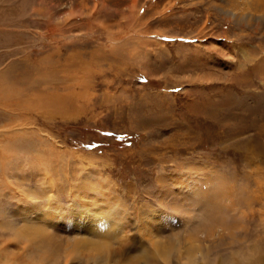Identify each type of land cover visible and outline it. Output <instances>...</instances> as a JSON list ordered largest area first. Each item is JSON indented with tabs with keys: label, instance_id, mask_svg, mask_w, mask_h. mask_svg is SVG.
Here are the masks:
<instances>
[{
	"label": "rangeland",
	"instance_id": "1",
	"mask_svg": "<svg viewBox=\"0 0 264 264\" xmlns=\"http://www.w3.org/2000/svg\"><path fill=\"white\" fill-rule=\"evenodd\" d=\"M0 84V146L21 148L0 166V264H97L75 241L103 213L108 264L162 261L157 233L170 264H227L264 235L233 210L264 197V0H0Z\"/></svg>",
	"mask_w": 264,
	"mask_h": 264
},
{
	"label": "bare ground",
	"instance_id": "2",
	"mask_svg": "<svg viewBox=\"0 0 264 264\" xmlns=\"http://www.w3.org/2000/svg\"><path fill=\"white\" fill-rule=\"evenodd\" d=\"M240 19V18H239ZM236 21L237 22H240L238 19H236ZM13 86H11L10 84L8 85V86H3V84H0V94H2L3 92H5V89L7 90V91H9V90H11V88H12ZM49 93V92H48ZM58 96V95H57ZM62 96L63 95H61V96H59V98L57 99V100H62ZM68 96V95H67ZM41 97V96H40ZM55 97H56V95L53 97V99H55ZM49 98H51L50 96H49ZM13 99V98H12ZM11 98H9V99H6V98H3V97H1L0 96V107H2V106H4V107H7L8 105H14V104H16L17 103V101H14V100H12ZM50 99H48L47 101H49ZM56 100V101H57ZM56 101L54 102V101H52V100H50V103H49V107L50 106H54L55 108L56 107H58V109H61L62 108V104H63V101H61L59 104H56ZM40 103L42 104V103H44V100H43V98H41V100H40ZM43 105H46V106H42V108L43 107H47V104H43ZM49 110H50V108H49ZM1 116H4V115H1L0 114V121L4 124V123H6V122H4V120L6 119V118H4V117H1ZM10 118V117H9ZM11 119V118H10ZM14 121H15V119H14ZM4 125H6V124H4ZM251 148H252V146H251ZM247 149V148H246ZM245 149V150H246ZM19 150H21V148H13V149H11V148H9V147H4V146H0V166H2L3 165V162H4V160H6L8 157H10V156H12V154H14V153H17ZM24 150H27V149H24ZM253 150H251V152H252ZM255 152V151H254ZM255 153H257V151L255 152ZM255 153H253V155L255 154ZM248 155V154H247ZM250 156V155H249ZM255 156V155H254ZM256 157V156H255ZM3 170H1L0 171V176H3ZM210 193V192H209ZM232 194H227V202H228V204H229V201H230V204L229 205H227V203L225 204L226 205V207L228 206V208L227 209H229V210H231L232 208H234L233 206H235V204H236V208H234L233 210H236V209H240V207H244L245 209H243V213L244 214H242L243 215V217H245L247 220H249V221H252L255 217H257V219H258V221H253V223L254 222H256V224L258 225V227L260 228L261 226H260V224H262V222L264 221V209L263 208H261V206H262V204H261V199L262 198H264V197H259V195H262V193L261 194H259V193H256V192H252V193H247V195L246 194H244V195H246V197H245V200H244V203H239L238 202V199H236L237 201H236V203L235 204H233L232 203V201H233V196H235L234 194H235V192L233 193V192H231ZM208 194V193H207ZM211 194V193H210ZM213 194V193H212ZM220 194V193H219ZM221 195V194H220ZM210 197H211V195H209ZM219 196V195H218ZM222 196H225V194H222ZM228 196L230 197V198H228ZM206 197V196H205ZM207 198V197H206ZM232 198V199H231ZM218 199V198H217ZM226 199V198H225ZM205 199L203 198V201H204ZM211 201H213V199H210ZM218 200H220V199H218ZM198 201H201L200 199L198 200ZM210 201V203L209 204H211L212 202ZM214 201H216V200H214ZM205 202V201H204ZM207 202V201H206ZM205 202V203H206ZM217 202V201H216ZM215 202V203H216ZM201 203H202V201H201ZM108 204V203H107ZM197 204H199V203H197ZM255 204H257V205H259V206H257V207H255ZM200 205V204H199ZM202 205V204H201ZM213 205V204H212ZM218 203H216V206L214 205V207H211V206H208V205H205V206H207V207H209L208 208V212H209V214L215 209V211L219 208L218 206ZM205 206H203V207H205ZM81 208H84L83 210H82V212L83 211H86V212H83V214H84V218H83V221H84V225H85V223H87V221L91 218V216L92 215H94L95 213H96V210H99V211H101V209H100V207H98L97 206V208L96 209H94V210H88V209H86V207H82V206H77L76 207V210H81ZM204 209V208H203ZM221 209V208H220ZM224 210V209H223ZM222 210V211H223ZM242 210V209H241ZM215 211H213V213L215 212ZM239 211V210H238ZM110 212V215H113V214H116L114 211H109ZM219 212V211H218ZM248 212V213H247ZM228 213V212H227ZM89 214H91L90 216H89ZM215 214V213H214ZM218 215V214H217ZM99 216H101L100 217V219L102 220V223L101 224H99L100 226H102V228L100 229V231H97V232H95V234L96 235H98V236H95V237H87L86 236V239H77L75 242H80V243H84V245L87 247V248H89V251H90V253L89 254H87V257L89 258V260H91L92 262H96L97 264H108L109 262L108 261H110V256H109V254L111 255L112 253H116V251L115 250H112V251H110L109 253H107L106 255H107V257H106V255H99V254H96V253H94V254H92L91 253V251L92 250H95V249H98V243L99 242H96L97 241V239H99V236H101V237H108V235H110V234H108V235H106L107 234V231H112L113 232V234H114V236H117L118 235V233H119V227H120V225H119V222H121V221H118V222H116V221H114V222H112L111 221V218H109V217H107V215L105 214L104 215V213L102 214V215H99ZM114 216H112V218H113ZM123 219V218H122ZM207 219V218H206ZM210 219H212V218H210ZM219 219H223V218H219ZM213 220V219H212ZM216 221V220H215ZM236 221V220H235ZM225 222V221H224ZM233 222V221H232ZM212 223V222H211ZM226 223H228V222H226ZM231 223V222H230ZM229 223V224H230ZM235 223V222H234ZM233 223V224H234ZM208 224V223H207ZM214 223H212V225H213ZM216 224H217V221H216ZM212 225H209L210 227H212ZM221 225V224H220ZM264 225V224H263ZM198 226V225H197ZM234 226H235V224H234ZM206 227H208V226H206ZM229 227V226H228ZM209 228V227H208ZM207 228V229H208ZM205 229V228H204ZM212 228H210V230H211ZM233 229V228H232ZM206 232H207V230H205ZM229 232H230V229L228 230ZM253 231V230H252ZM27 232V231H26ZM122 232V231H121ZM195 232V231H194ZM210 231H208L207 232V234H209V235H211L212 233H213V231H211L210 233H209ZM233 232V231H232ZM25 233V232H24ZM189 234H190V232H188ZM187 233V234H188ZM193 232H191V234H192ZM248 235H249V237L250 236H252L253 237V241L252 242H250L249 244H247L245 247H241V248H239L237 251H234V252H232V251H229L228 252V257H226V258H224V261H226V263L227 264H262V262H264V235H263V228L261 227L260 228V230H256L255 229V227H254V231H253V233H251V231H247L246 232ZM34 234V233H33ZM37 234V233H36ZM35 234V235H36ZM117 234V235H116ZM214 234H215V230H214ZM221 234V233H220ZM219 234V235H220ZM242 234H244V232H242ZM251 234V235H250ZM205 235V234H204ZM208 235V236H209ZM38 236H39V238L41 239L42 238V240L41 241H46V240H48V239H46L47 237H49V235L47 236L46 234H45V232H40V234H38ZM154 236H155V234H154ZM156 236H158V239H156V240H154V241H152V246H154L155 247V250H153V252H155V253H158V255H160V258L161 259H163L162 261L161 260H159V259H157L156 260V258L155 257H151V255H150V253H147L146 251H144L143 250V252L141 253V254H138V258H140L139 260H138V258H137V260H134V259H132V260H134V262H135V264H147L148 263V261L150 260V258H155V261L156 262H158V264H170V262H169V260H166L165 259V257L167 256V254L165 255V257H164V254H165V252H167V247H168V242H166V239L165 240H163L162 238H164L163 237V234H160V233H157V235ZM211 236H213V235H211ZM228 236L231 238V239H233L232 241H230V242H227L228 244L229 243H231V242H235L237 239L235 238V235H233V233H230V234H228ZM29 237H31V236H29ZM29 237H26L28 240H27V242H30L31 241V238L29 239ZM173 237H175V239L174 240H176L178 243H180V244H183L182 242H187V243H193L190 239H185L184 241H181L180 239V234H174V236ZM218 237V236H217ZM245 237V236H244ZM120 238V237H119ZM122 238V237H121ZM211 238V237H210ZM238 238H240V237H238ZM241 238H242V236H241ZM240 238V239H241ZM168 240L169 239H171V237H168L167 238ZM244 239V238H243ZM121 240V239H120ZM167 240V241H168ZM208 240V239H207ZM151 241V240H150ZM172 241V240H171ZM198 241H200V240H198ZM204 241V240H203ZM223 241V239H222V236H221V238H219V239H217V240H215V241H213V243H216V245H215V249H218V248H222V249H227V246L226 247H224V245L225 244H227V243H225V242H222ZM248 241H250L249 239H248ZM120 242V241H119ZM244 242V241H243ZM36 243V242H35ZM177 243V244H178ZM172 244V243H171ZM170 244V245H171ZM176 244V245H177ZM246 244V243H245ZM43 245V244H42ZM79 245V244H78ZM167 245V246H166ZM169 245V246H170ZM191 245V244H190ZM189 245V246H190ZM195 245V244H194ZM205 245V244H204ZM207 245V244H206ZM205 245V246H206ZM238 245H239V243H238ZM182 246V245H181ZM196 246V245H195ZM198 246V245H197ZM203 245H201V247H202ZM205 246H203V247H205ZM58 247V246H57ZM171 247V246H170ZM201 247H199L200 249H201ZM211 247V246H210ZM82 248V247H81ZM83 248H85L84 246H83ZM194 248H196V247H194ZM198 248V247H197ZM233 248V247H232ZM236 248V247H235ZM38 249V248H37ZM212 249V248H211ZM214 249V248H213ZM245 249V250H244ZM168 250H170V249H168ZM176 250H178V249H176ZM185 251L186 249H185V247H184V249H182V251ZM235 250V249H234ZM118 252H119V250H117ZM123 251V250H122ZM202 251V250H201ZM219 251V250H218ZM221 251V250H220ZM219 251V252H220ZM223 251V250H222ZM228 251V250H227ZM206 252V251H205ZM208 252V251H207ZM197 253H199V252H197ZM201 254L203 253V252H200ZM214 253V252H213ZM217 253V252H216ZM210 254V253H209ZM200 255V254H199ZM205 255V254H204ZM214 255V254H213ZM218 255V254H217ZM221 256H222V254H221ZM226 256H227V254H226ZM103 257V258H102ZM114 257V256H113ZM185 257V256H184ZM202 256H200V258H201ZM169 258V257H168ZM209 259V258H208ZM211 259V258H210ZM209 259V260H210ZM216 259H217V257H216ZM181 260H184V259H181ZM196 260V259H195ZM138 261V262H137ZM170 261H171V259H170ZM187 261V260H186ZM185 261V262H186ZM212 261V260H211ZM214 263V260H213V262H210V261H208V260H206L205 259V256H203L202 257V262H197V263H195V264H213ZM180 264V263H179Z\"/></svg>",
	"mask_w": 264,
	"mask_h": 264
}]
</instances>
